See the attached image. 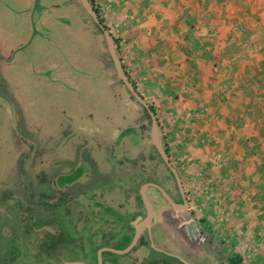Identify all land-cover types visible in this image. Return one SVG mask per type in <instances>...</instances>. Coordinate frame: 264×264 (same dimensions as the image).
<instances>
[{
    "label": "rangeland",
    "instance_id": "rangeland-1",
    "mask_svg": "<svg viewBox=\"0 0 264 264\" xmlns=\"http://www.w3.org/2000/svg\"><path fill=\"white\" fill-rule=\"evenodd\" d=\"M89 2L113 35L118 57L137 91L139 88L145 95H152L143 87L146 83L145 75L142 76L143 68V72L135 69L136 60L131 55L127 34L121 35L123 31L128 33L132 25L120 23L118 2ZM0 29L3 49L7 51L16 47V50L13 49L16 62L10 68L6 67L2 74V83L6 81L7 98L13 102L7 104L0 101V264H100L98 254L101 249H125L129 239L123 238L122 228H117L116 232L103 233L106 236L101 240H96L87 232L82 235L78 232V224L85 218L82 220L77 202L84 197H74L78 193L74 195L71 187L84 174H89L92 166L85 159L96 163V172L107 171L112 174L111 181L107 183L110 190L114 185L122 186L121 194L119 187L118 191L110 194L122 206V222L128 220L127 216L130 218L141 212L140 199L132 190L134 186L140 188L147 183H155L173 200L181 201L172 172L154 145L151 147V140L146 143L143 138L145 133L151 139L152 120L144 110L142 128L139 124L131 123L132 119L138 117L136 112L140 107L131 93L126 92L121 79L117 78L105 36L80 0H0ZM19 41L25 42L18 47ZM156 83L159 85L160 82ZM143 98L150 107L155 104L153 100H161L158 104L161 112L168 105L161 97ZM189 107L183 108L184 112L182 110V116H185L181 122L182 128L176 125V131L181 136L178 138L177 135L180 144L176 145L180 156L176 157L175 165L179 168L184 166L183 131L190 130L192 138H200V135L204 136L200 128L206 126L195 122L199 119L200 111ZM161 112L162 134L167 133L169 127L174 132V124L166 120L167 113ZM86 114L91 115L90 119L83 120L82 116ZM120 123H123V130L117 132L115 127ZM184 124H187L186 128H183ZM227 125L231 126V123ZM26 127L28 136L24 141L21 138L25 135L23 131ZM253 136L248 139L250 144L247 146L263 140ZM164 139L166 136L163 137V147H166L168 143ZM146 144L152 151L147 155L146 168L136 177V184L131 178L126 181V178L119 176L122 180L116 181L113 172L126 168V158L130 160V156L145 148ZM212 148L208 151L215 153L216 150ZM255 148L258 152L260 147L255 145ZM75 151L86 158L80 154L74 156ZM67 158L77 162L73 167L75 170L54 166L58 160ZM175 165L179 175L183 174ZM223 177L227 180L229 175L219 176L222 180ZM241 184L233 181V186L229 183L217 188L210 186L204 193V197L210 194L209 200L205 202L200 201L201 189L193 187L191 201H194L193 207L196 203V208L186 213L187 216L203 217V225H209L215 233L222 228L226 230L232 227L237 214L255 213L250 217L251 227L246 228L247 222L243 224V233L255 230V236L241 235L237 239L242 245L240 251L234 245L233 248L230 246L232 236L223 234L222 230L218 233L221 232L224 239L220 240L227 244V252L210 249L206 254L197 255L185 250L159 222L160 210L168 205L166 200L150 189L148 199L156 214L153 243L159 248L167 246L192 264H226V256L229 259L240 258V264H264L262 252H253L247 250L250 246H244L251 241L255 242V248L257 245L262 246L264 204L253 206V201L246 197L251 188ZM109 191L99 190L95 198L98 202L104 201ZM236 194H239V199H234ZM195 197H198L197 200ZM251 206L255 212H250ZM100 229L103 231V227ZM128 230L131 232V227ZM108 238L110 241H107ZM212 238L216 239L214 235ZM145 242V239L140 240L132 251L124 255L103 252L102 264H153L155 260H159L160 264H176L169 257L156 256L159 254L148 250ZM185 261L179 264H188Z\"/></svg>",
    "mask_w": 264,
    "mask_h": 264
},
{
    "label": "crops",
    "instance_id": "crops-1",
    "mask_svg": "<svg viewBox=\"0 0 264 264\" xmlns=\"http://www.w3.org/2000/svg\"><path fill=\"white\" fill-rule=\"evenodd\" d=\"M110 2L119 4L120 23L132 25L128 33L123 31L121 35L127 34L131 44V55L136 60L135 69L138 68L141 72L142 67L146 72L145 74L142 71V76L145 75L146 79L143 87L148 92H152V95H145L138 88L139 92L146 99L161 97L168 103L162 112L158 105L161 100H153L155 104L151 106L158 107L154 110L158 117L160 140L163 144V137L166 136L164 140L168 144L164 148L168 149L167 154L172 164L175 165L176 157L180 156L176 151V145L180 144V140L177 139L181 136L176 131V125L182 128L181 122L185 118L182 116L183 108L190 106L195 111H200L199 119L195 122L206 124L204 128H200L204 135H200V138H192L190 130L183 131L184 166L179 168L175 165L183 172L180 175L189 208L177 211L166 201L168 206L160 210L159 222L165 226L168 234L180 243V246L191 253L203 255L212 249L216 252L221 250L227 252V244L221 241L224 239L220 235L221 232L218 233L221 230L225 235L231 234L230 246L233 248L234 245V248L240 251L242 245L237 239L245 234L255 236V230L243 233V224L247 222L246 228L251 227L250 217L255 213L248 212L242 216L237 214V220L234 219L232 227L226 230L222 228L216 233L209 225H203L201 221L203 217L187 216L186 213L196 208V203L193 207L194 201H191L193 187L201 189L200 201L205 202L209 200L210 194L204 197V193L210 186L217 188L223 183L233 186V181L241 182V185L251 188V192L256 191L258 186L260 189L253 193L248 191L246 197L253 201V206L264 204V164H262L264 162V0H110ZM1 32L0 29V34ZM2 38L0 37V101L11 104L13 100L7 98L6 81L2 83L4 78L2 74L6 67L10 68L13 62H16L13 56L16 47L5 51ZM24 42L19 41L18 47ZM166 74L169 77L162 78ZM154 75L158 78L156 76L154 78ZM117 78L119 79V76ZM156 82H160L159 85ZM125 89L128 92V89ZM135 101L140 108L136 112L138 117L132 119L131 123L139 124L142 128L144 108L137 100ZM160 112L167 113L166 120L174 124V132L169 127L168 132L162 134L163 119L161 120L159 116ZM90 116L86 114L82 119L88 120ZM121 119L125 120V117L121 116ZM166 120L164 119L165 122ZM228 123H231V126L227 125ZM121 124L123 123L115 127L117 132L123 130ZM186 127L187 124H184L183 128ZM23 132L25 135L21 139L26 141L27 127ZM253 134L263 140L254 141V145L247 146L250 144L248 139ZM143 138L146 143L151 140L150 144L153 147L151 137L149 139L144 133ZM255 145L260 147L258 152ZM211 147H214L212 149L216 150L215 153L208 151ZM151 151L146 144L145 148L134 152L131 158L128 157L132 160L131 163L126 158V168L121 169L120 172H113L116 181L122 180L119 177L126 178V181L131 178L135 185L136 177L138 178L140 171L146 168V158ZM79 154L82 158H86L78 151H75L74 156ZM70 160L68 158L63 161L58 160L54 166L75 170L76 168L73 167L77 162L74 159ZM85 160L90 162V167L92 166L89 174H84L71 187L74 195L78 193V196L74 197L78 198L81 195L84 197L77 202L82 220L85 218L78 224L80 227L78 232L80 235L87 232L96 240H101L106 236L102 235L103 233L116 232L117 228H122V234L125 235L123 238L129 239L126 246L128 248L135 236L136 226L147 215L140 194L142 186L131 188L140 199L141 212L130 218L126 215L128 220L122 222L124 219L122 206L110 196L119 186L114 185L110 190L107 185L111 181L112 174L107 171L96 172L98 167L96 163ZM152 161L154 162L155 159L153 158ZM226 175H229L227 180L225 177L223 180L219 178ZM126 187H128L127 182ZM150 189L166 200L157 189L152 187L147 190V197ZM99 190H110L104 201L98 202L95 198L99 195ZM121 191L122 186L119 187L120 194ZM197 198L195 197L196 200ZM234 199H239V194L234 195ZM174 201L181 202L176 199ZM251 209L250 212H255V208L251 206ZM153 213L152 225L143 233L140 240L145 239V247L154 254L158 253L159 255L156 254L158 257H169L176 264L185 261V258L183 260L182 256L167 246L159 248L153 243L152 231L156 221L154 210ZM128 227H131V232ZM213 235L216 239L212 238ZM107 241H110L109 238ZM261 243L262 246L257 245L258 248H255V242L252 241L244 246H250L247 250L262 252L261 255L264 257V238ZM224 261L226 264H240L242 260L229 259L226 256ZM187 263L192 264L189 261ZM153 264H160V261L155 260Z\"/></svg>",
    "mask_w": 264,
    "mask_h": 264
},
{
    "label": "water",
    "instance_id": "water-1",
    "mask_svg": "<svg viewBox=\"0 0 264 264\" xmlns=\"http://www.w3.org/2000/svg\"><path fill=\"white\" fill-rule=\"evenodd\" d=\"M80 1L83 5L84 9L88 13V15L93 19V21L97 24V26L102 30V32L105 36L106 42H107V46H108L110 56L113 60V63H114V66H115V69H116V72H117L119 78L121 79L123 84L126 86L128 91L131 93V95L141 104V106H143V108L149 114V116L152 120V130H151L152 143H153L154 147L156 148V150L158 151V153L160 154V156H161L162 160L164 161V163L166 164V166L169 168V170L172 172L173 176L175 177L179 191H180L181 196H182L183 201H184L183 205H178L169 196V194L161 186H159L157 184L147 183V184L143 185L141 190H140V194H141L142 201H143V203L146 207V210H147V215H146L145 219L136 226L135 236H134V238H133V240H132V242L128 248H126L125 250H114V249H110V248H103L99 251V254H98L99 263L102 264L103 252H111V253H115V254H119V255H124V254L129 253L138 244L143 233L151 227L152 221L154 218V213H153V209H152L151 204H150L148 197H147V190L149 188L152 187V188L157 189L163 195V197L166 199V201L169 203V205L177 211L187 210L189 208V203L187 200V196H186V192L184 189L182 179H181L178 171L176 170V168L171 163L170 158H169V156H168V154H167V152H166L165 148L163 147V144L160 140L158 119H157L155 113L153 112V110L151 109L150 105L139 94V92L137 91V89L135 88L133 83L131 82L125 68L123 67V64L121 63V61L118 57L113 35L103 25V23L101 22V19L99 18L98 13L95 11V9L93 8V6L89 2V0H80ZM64 264H85V263H83V262H66Z\"/></svg>",
    "mask_w": 264,
    "mask_h": 264
},
{
    "label": "trees",
    "instance_id": "trees-1",
    "mask_svg": "<svg viewBox=\"0 0 264 264\" xmlns=\"http://www.w3.org/2000/svg\"><path fill=\"white\" fill-rule=\"evenodd\" d=\"M95 9V8H94ZM95 11L98 13V11L95 9ZM136 88V87H135ZM151 109L153 110V112L155 113V115H156V112H155V110H154V108L151 106ZM145 110V109H144ZM145 112L147 113V111L145 110ZM166 152L168 153V149L166 148Z\"/></svg>",
    "mask_w": 264,
    "mask_h": 264
},
{
    "label": "flooded vegetation",
    "instance_id": "flooded-vegetation-1",
    "mask_svg": "<svg viewBox=\"0 0 264 264\" xmlns=\"http://www.w3.org/2000/svg\"><path fill=\"white\" fill-rule=\"evenodd\" d=\"M99 28V27H98ZM100 29V28H99ZM101 30V29H100ZM102 31V30H101ZM180 192V191H179ZM180 196H181V193H180ZM176 202V201H175ZM176 203H178V202H176ZM178 204H181V205H183L184 204V201H183V198H182V196H181V202H179Z\"/></svg>",
    "mask_w": 264,
    "mask_h": 264
}]
</instances>
